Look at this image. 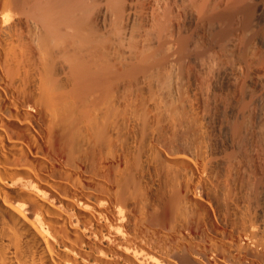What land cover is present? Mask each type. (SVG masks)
<instances>
[{"label": "bare ground", "instance_id": "1", "mask_svg": "<svg viewBox=\"0 0 264 264\" xmlns=\"http://www.w3.org/2000/svg\"><path fill=\"white\" fill-rule=\"evenodd\" d=\"M0 264H264V0H0Z\"/></svg>", "mask_w": 264, "mask_h": 264}, {"label": "rangeland", "instance_id": "2", "mask_svg": "<svg viewBox=\"0 0 264 264\" xmlns=\"http://www.w3.org/2000/svg\"><path fill=\"white\" fill-rule=\"evenodd\" d=\"M182 20H183V22H187V19H186V18H184V17L182 18Z\"/></svg>", "mask_w": 264, "mask_h": 264}]
</instances>
